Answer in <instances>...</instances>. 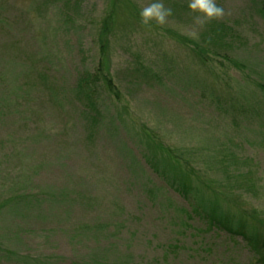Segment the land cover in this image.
<instances>
[{
    "label": "rangeland",
    "instance_id": "obj_1",
    "mask_svg": "<svg viewBox=\"0 0 264 264\" xmlns=\"http://www.w3.org/2000/svg\"><path fill=\"white\" fill-rule=\"evenodd\" d=\"M149 2L0 0V264H264L259 0H164L163 26ZM180 175L256 242L208 230Z\"/></svg>",
    "mask_w": 264,
    "mask_h": 264
},
{
    "label": "trees",
    "instance_id": "obj_2",
    "mask_svg": "<svg viewBox=\"0 0 264 264\" xmlns=\"http://www.w3.org/2000/svg\"><path fill=\"white\" fill-rule=\"evenodd\" d=\"M260 7L258 8V14L259 16L264 20V0H259ZM219 40L222 38V35L219 32L218 36ZM222 40V39H221ZM89 76H85L81 79V84L79 88H82V84L86 86L87 82L90 81ZM106 87L111 92L113 89V85L111 83V80L104 77ZM157 156L151 155V158L149 159L146 156V162L150 164L152 162L153 165L152 168L155 170V173L159 176H166L165 170H169L168 163L163 160L157 161ZM150 162V163H149ZM160 165L164 166V171L158 172L155 167H159ZM163 174V175H162ZM188 179V180H187ZM168 183V182H167ZM172 186L173 188L180 193V195L186 200L193 199L195 202H198V208L202 209L203 211V218L207 221V229L211 232L214 231L215 233H223L227 238L234 239V237H240L241 239L246 242L247 245H253V235L254 231H252L249 227V225H245L242 221H235V219L229 214H226L222 209H219L217 206H211L208 210L206 207L208 206V203H206V200L201 196L200 190L195 187V185L192 186V184L189 182V178L183 177L182 175L178 176V178L172 179ZM171 185V182H170ZM200 189V188H199ZM251 188H248L247 190L250 191ZM210 192V191H209ZM256 242V241H255ZM259 250L262 251L264 249V243L259 244L257 246Z\"/></svg>",
    "mask_w": 264,
    "mask_h": 264
},
{
    "label": "clouds",
    "instance_id": "obj_3",
    "mask_svg": "<svg viewBox=\"0 0 264 264\" xmlns=\"http://www.w3.org/2000/svg\"><path fill=\"white\" fill-rule=\"evenodd\" d=\"M187 7L198 21L220 19L224 15V9L218 5L217 0H188ZM172 15L173 10L165 6L164 0H150L139 12L141 22L145 25L154 21L163 26Z\"/></svg>",
    "mask_w": 264,
    "mask_h": 264
}]
</instances>
